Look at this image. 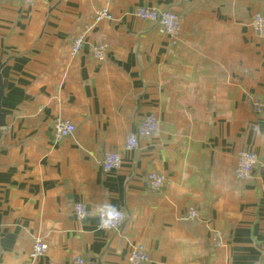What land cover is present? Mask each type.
Here are the masks:
<instances>
[{"label": "crops", "instance_id": "1", "mask_svg": "<svg viewBox=\"0 0 264 264\" xmlns=\"http://www.w3.org/2000/svg\"><path fill=\"white\" fill-rule=\"evenodd\" d=\"M139 6L180 17L176 42ZM113 17L95 21L100 8ZM264 0H0V264H125L132 245L147 264H264V37L250 20ZM85 32L76 54L73 36ZM108 43L104 60L91 56ZM144 114L159 130L123 150ZM56 119L74 132L54 142ZM255 152L246 181L235 154ZM121 150L103 172L105 152ZM165 177L157 191L146 174ZM88 215L78 220L73 205ZM109 202L122 225L101 229L93 215ZM188 207L199 215L185 218ZM214 230L222 236L213 245ZM44 254L29 256L35 238Z\"/></svg>", "mask_w": 264, "mask_h": 264}, {"label": "built area", "instance_id": "2", "mask_svg": "<svg viewBox=\"0 0 264 264\" xmlns=\"http://www.w3.org/2000/svg\"><path fill=\"white\" fill-rule=\"evenodd\" d=\"M26 5L33 4L34 0H21ZM135 16L141 20L154 22L157 24L161 34L166 35L171 42H176L180 36V17L177 13L171 10H162L150 6H139L135 9ZM113 19L107 8H100L94 16L95 21ZM250 26L255 34L264 37V15L255 13L251 20ZM85 32L79 33L71 39L70 53L76 54L82 44ZM108 43L97 42L91 47V56L96 60H104ZM250 109L255 114L264 115V98H253L250 100ZM160 122L154 114H144L135 129L126 137L122 149L127 151L136 150L139 147L140 139L150 138L159 130ZM75 130L72 122L56 119L53 124L52 135L54 142H59L62 139L70 136ZM236 162L233 168V175L237 180L246 181L251 178L253 169L258 161L255 152L249 149H240L235 154ZM122 163L121 150H110L104 153L101 160V169L103 172H109L120 167ZM165 183V177L155 171H150L146 174V185L153 191L160 190ZM122 214V219L116 224L118 228L123 224L126 214L119 209ZM89 213L83 202H76L73 205V214L76 219L81 220ZM83 214V218H81ZM199 215V212L194 207H188L185 213V218H194ZM98 220V217H97ZM212 243L215 246L221 244L222 236L220 232L214 230L211 234ZM47 245L41 238H35L29 256L37 258L44 254ZM125 264H147L149 257L145 247L141 244L132 245L128 251ZM70 264H95V262L83 257L80 254H72L69 258Z\"/></svg>", "mask_w": 264, "mask_h": 264}, {"label": "clouds", "instance_id": "3", "mask_svg": "<svg viewBox=\"0 0 264 264\" xmlns=\"http://www.w3.org/2000/svg\"><path fill=\"white\" fill-rule=\"evenodd\" d=\"M93 215L98 217V227L104 230L113 228L123 218L120 210L109 202L98 204L93 209ZM83 218V214H81Z\"/></svg>", "mask_w": 264, "mask_h": 264}, {"label": "water", "instance_id": "4", "mask_svg": "<svg viewBox=\"0 0 264 264\" xmlns=\"http://www.w3.org/2000/svg\"><path fill=\"white\" fill-rule=\"evenodd\" d=\"M2 92H3V88L2 86H0V98L2 96ZM4 117H5V114L0 111V126L4 125Z\"/></svg>", "mask_w": 264, "mask_h": 264}]
</instances>
